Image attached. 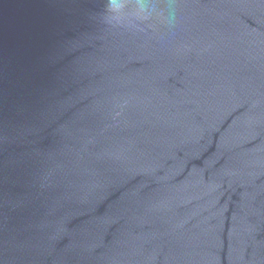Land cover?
I'll use <instances>...</instances> for the list:
<instances>
[{
	"label": "water",
	"instance_id": "obj_1",
	"mask_svg": "<svg viewBox=\"0 0 264 264\" xmlns=\"http://www.w3.org/2000/svg\"><path fill=\"white\" fill-rule=\"evenodd\" d=\"M0 264H264V0H0Z\"/></svg>",
	"mask_w": 264,
	"mask_h": 264
}]
</instances>
